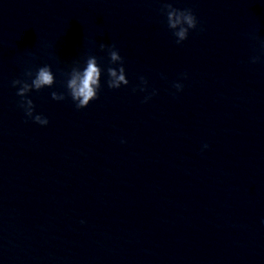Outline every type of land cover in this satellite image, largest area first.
<instances>
[{
	"label": "clouds",
	"instance_id": "9594fccd",
	"mask_svg": "<svg viewBox=\"0 0 264 264\" xmlns=\"http://www.w3.org/2000/svg\"><path fill=\"white\" fill-rule=\"evenodd\" d=\"M161 11L165 12L167 18V26L172 30L173 35L176 37V43L180 44L188 38L189 30L196 29L198 25L197 17L192 9H178L173 7L170 2L163 3ZM101 51H107L110 64H119V67H108L106 69L108 80L107 86L110 89H119L122 85H128L129 81L126 76L124 61L115 45H99ZM257 58H253L252 62L255 63ZM85 67L81 69L79 66L73 67L70 73V78L66 81V88L68 95L75 103V107L79 109L86 108L91 101L98 99V92L101 88V75L102 68L98 64L96 56H89L86 59ZM28 79H14L12 86L16 87V95L21 99L19 107H21L25 115L32 119L35 123L46 126L49 123L47 117L35 114V105L28 94L35 91H40L43 88H51L55 83V77L51 70L50 65H44L36 69L35 74L31 70H26L24 73ZM141 82L146 84L147 81L141 77ZM18 86V87H17ZM177 90H182V85L177 83L174 85ZM155 94V93H153ZM51 97L53 100L62 101L65 99L63 93L52 92ZM150 98V97H149ZM146 98L145 102H147ZM207 147V145H205Z\"/></svg>",
	"mask_w": 264,
	"mask_h": 264
}]
</instances>
